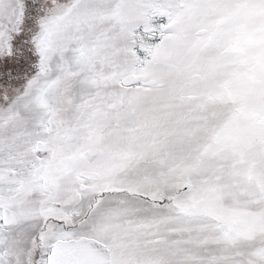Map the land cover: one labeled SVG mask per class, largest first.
Listing matches in <instances>:
<instances>
[{
    "label": "snow or ice",
    "instance_id": "6c2138e0",
    "mask_svg": "<svg viewBox=\"0 0 264 264\" xmlns=\"http://www.w3.org/2000/svg\"><path fill=\"white\" fill-rule=\"evenodd\" d=\"M0 264H264V0H0Z\"/></svg>",
    "mask_w": 264,
    "mask_h": 264
},
{
    "label": "rangeland",
    "instance_id": "374dc122",
    "mask_svg": "<svg viewBox=\"0 0 264 264\" xmlns=\"http://www.w3.org/2000/svg\"><path fill=\"white\" fill-rule=\"evenodd\" d=\"M13 67H15V66H13ZM23 70H25V67L23 66V64H21L19 67V71L23 72ZM14 83H19V82H14Z\"/></svg>",
    "mask_w": 264,
    "mask_h": 264
},
{
    "label": "flooded vegetation",
    "instance_id": "af4514ba",
    "mask_svg": "<svg viewBox=\"0 0 264 264\" xmlns=\"http://www.w3.org/2000/svg\"><path fill=\"white\" fill-rule=\"evenodd\" d=\"M24 71H27V69L23 70V72H24Z\"/></svg>",
    "mask_w": 264,
    "mask_h": 264
}]
</instances>
